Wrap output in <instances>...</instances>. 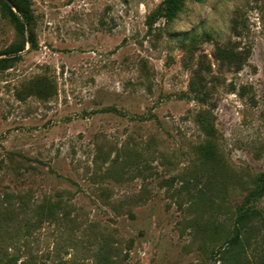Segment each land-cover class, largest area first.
<instances>
[{
	"label": "rangeland",
	"instance_id": "obj_1",
	"mask_svg": "<svg viewBox=\"0 0 264 264\" xmlns=\"http://www.w3.org/2000/svg\"><path fill=\"white\" fill-rule=\"evenodd\" d=\"M28 1L33 45L0 14V264L261 261L264 0Z\"/></svg>",
	"mask_w": 264,
	"mask_h": 264
},
{
	"label": "trees",
	"instance_id": "obj_2",
	"mask_svg": "<svg viewBox=\"0 0 264 264\" xmlns=\"http://www.w3.org/2000/svg\"><path fill=\"white\" fill-rule=\"evenodd\" d=\"M17 12L6 2V0H0V14L2 17L7 18L11 24L14 25L16 30L20 34V39L18 42H12L7 47L6 52L13 53L18 50H21L24 47L25 37L23 34L24 23L28 24V37L30 43L34 44L33 33L30 30L29 26L32 21V12L28 0H10ZM182 0H165L164 7L161 11V16L166 20H172L177 12L180 10ZM24 21V23H23ZM233 54V50L230 47L227 48H218L217 58L221 63H228L227 57H230ZM11 57H2L0 58V64L6 65L7 61ZM5 63V64H4ZM203 92L197 94L198 96L203 95ZM201 122V120H199ZM263 184H258L252 190H250L244 197V200L237 206L236 213L233 220L232 235L225 242L227 244L236 243L240 240L241 235L243 236L249 233V230L254 226H248L249 221L258 217L260 218V212L252 204H250L249 198L254 196L256 197L262 192ZM261 219V218H260ZM263 220V219H262ZM260 227V226H257ZM246 228V229H245ZM245 230V231H244ZM256 264H264V257Z\"/></svg>",
	"mask_w": 264,
	"mask_h": 264
},
{
	"label": "water",
	"instance_id": "obj_3",
	"mask_svg": "<svg viewBox=\"0 0 264 264\" xmlns=\"http://www.w3.org/2000/svg\"><path fill=\"white\" fill-rule=\"evenodd\" d=\"M6 2L13 8V10L15 11V12H17V10L15 9V7L13 6V4L11 3V1L10 0H6Z\"/></svg>",
	"mask_w": 264,
	"mask_h": 264
}]
</instances>
